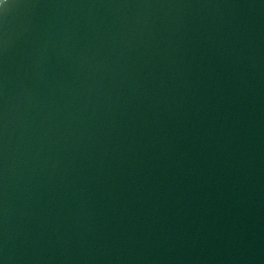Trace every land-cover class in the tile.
<instances>
[{"label": "water", "instance_id": "1", "mask_svg": "<svg viewBox=\"0 0 264 264\" xmlns=\"http://www.w3.org/2000/svg\"><path fill=\"white\" fill-rule=\"evenodd\" d=\"M0 264H264V0H0Z\"/></svg>", "mask_w": 264, "mask_h": 264}]
</instances>
